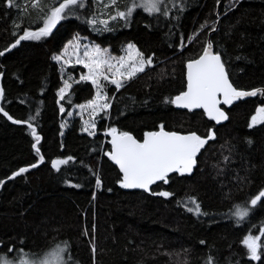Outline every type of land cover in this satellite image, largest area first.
Listing matches in <instances>:
<instances>
[{"label":"trees","instance_id":"trees-1","mask_svg":"<svg viewBox=\"0 0 264 264\" xmlns=\"http://www.w3.org/2000/svg\"><path fill=\"white\" fill-rule=\"evenodd\" d=\"M60 2L16 0L9 7L0 0V108L13 120L35 117L30 122L44 157L9 179L19 168L38 163L39 155L27 124L0 113V256L38 258L59 245L66 246L64 264H207L209 258L213 264H264V252L260 260H250L242 244L264 228V203L250 205L264 189V123L248 126L256 108L264 107V94L223 106L228 119L219 125L201 110H179L165 102L184 90V64L202 52L207 38L235 88L264 89V0H168L167 15L137 8L127 20L100 30L87 20L124 11L130 0H115L108 13L98 0H83L84 7L48 37L11 47L24 29L42 27L44 14ZM75 36L115 55L134 44L152 57V65L119 91L107 85L111 107L95 116L92 135L82 132L77 115L61 128L64 114L95 93L90 82L81 81L72 82L66 99L57 94L63 78L52 57ZM68 71L78 79L84 69L70 65ZM161 125L202 138L211 129L215 138L200 150L191 174L170 173L168 182L153 184L150 193L123 189L120 172L106 157L107 130L141 140L145 131ZM68 157L73 159L59 171L51 167V160ZM161 191L171 195L154 194ZM191 198L199 214L188 211L195 208ZM236 205L250 209L243 221L232 215Z\"/></svg>","mask_w":264,"mask_h":264},{"label":"snow or ice","instance_id":"snow-or-ice-1","mask_svg":"<svg viewBox=\"0 0 264 264\" xmlns=\"http://www.w3.org/2000/svg\"><path fill=\"white\" fill-rule=\"evenodd\" d=\"M167 2L168 0H131V3L126 5L125 11H118L116 16L111 17V19L119 17L127 20L137 8L143 9L149 15L156 13L167 15L168 9L165 7ZM7 3L9 7L16 6V0H7ZM113 3H115V0H113ZM33 6L35 7L36 4L34 3ZM83 7V0H62L58 6H53L44 14L42 27H39L37 30L24 29L11 47H16L21 41H39L44 37H48L61 20L72 15L76 8ZM87 23L93 26L97 23L107 25L108 21H97V19L93 18L87 20ZM204 27L205 25L201 26L202 29ZM73 39L76 43L73 44L70 41L69 44L65 45L64 52L54 55L52 59L58 62L63 60L64 65H71V57L68 59H64V57L67 55L70 47L74 50L75 64L81 65L87 70L86 73L80 75L79 81L75 82H90L95 89V95L86 104H81L77 107L82 110L90 109L93 117L98 116L100 113H106L111 107L112 98L109 97L106 91L108 84L114 85L116 91H119L124 87L125 81L131 80L138 73L144 72L146 66L152 65V57H145L134 44L127 45L126 55L113 57L106 48H101L95 44L91 46L87 44L81 45L78 37H74ZM81 48H83L82 55L80 54ZM8 50L10 49H5V51ZM2 55H4V52H0V56ZM186 68V90L181 91L171 99H166L165 102L189 110L203 109L206 115L217 123L228 119L226 113L219 107L222 103L231 105L234 100L264 94V89L243 91L233 87L229 81L221 55L212 50L211 43H206L203 46L202 54L198 58L189 61ZM61 71L63 73L64 69L62 68ZM70 81H72L70 75L67 79L63 80V86L59 88L57 93L60 100L66 99V93L72 88ZM0 96H2V90H0ZM221 96L223 97L222 100L220 99ZM60 111L63 113L64 108L61 107ZM0 113L7 116L13 123L27 124L35 141L32 144V148L39 155L40 149L38 145L41 138L37 134L36 128L30 122L35 117H30L29 121H18L13 120L3 108H0ZM37 115H39V112H37ZM68 115L71 116L72 113L69 112ZM257 123H264V107L256 108V115L251 117V122L248 126L251 128ZM95 127V119H91L84 122L83 130L88 132L89 128L95 129ZM89 134H94V132H89ZM107 134L112 137L110 141L112 147L106 155L119 166L120 173H122V178L119 181L120 186L126 189H143L145 191H149L150 185L155 184L157 181L167 183L170 173L191 174L193 167L196 165L198 153L208 140L215 138V133L211 129L207 137L202 138L195 132L179 134L174 131H165L163 125L160 126L159 131L146 132L142 142L128 132H118L116 128H109ZM72 159V157L53 159L51 160V167L59 171L61 165L67 164ZM43 161L44 157L39 155L38 163H33L29 167L19 168L18 171L12 173L9 179L29 171V168L37 167ZM2 183L3 181H0V184ZM100 184L101 180L97 176V187ZM154 194L162 197L171 195L166 191ZM258 202L264 203V189L260 190L250 200V205L255 207ZM190 203L194 204L195 208L189 207L188 211H194L199 214L200 206L195 198H191ZM249 211L248 206L236 205L232 215L237 217L238 220L243 221L249 215ZM259 231L261 235L249 234L242 241V244L247 249L249 259L253 261L260 260L261 254L264 252V240H262L264 228L259 229ZM9 251L15 252L16 249L10 248ZM65 251L66 246L60 247L57 245L51 251L35 260L25 259L21 256L19 264H64L63 253ZM92 251L95 252L94 247ZM0 264H16V262L8 259L7 256H0ZM207 264H213L211 258H209Z\"/></svg>","mask_w":264,"mask_h":264},{"label":"rangeland","instance_id":"rangeland-1","mask_svg":"<svg viewBox=\"0 0 264 264\" xmlns=\"http://www.w3.org/2000/svg\"><path fill=\"white\" fill-rule=\"evenodd\" d=\"M112 2H113V0H98V5H100L101 7H102V9L103 10H105V12L106 13H108V11H110L109 9H108V6L110 5V4H112ZM130 3H131V0H130ZM126 10V9H125ZM124 10V11H125ZM119 10H117L116 12H114L113 14H111V16L110 17H105V15H100L99 17H98V19H97V21H99V20H107L108 21V23L109 22H111V21H123V19H121V18H119V17H117L116 19H111V17H113V16H116V14H117V12H118ZM107 23V24H108ZM104 27H107V25H104V24H100V23H97L95 26H93V28L95 29V30H100L101 28H104ZM75 37H78V39H79V42H80V44L81 45H84V44H87V45H89V46H91V45H93V44H95V45H99V44H97V43H95L94 41H92V40H90L89 38H87V37H85V36H75ZM71 42H73V44L74 43H76V41H74V39H71L70 40ZM69 41V42H70ZM69 42L67 43V44H69ZM66 44V45H67ZM128 45V44H127ZM127 45H125L124 47H123V49L121 50V52L118 54V55H115V54H113V53H111L110 52V50H108L109 51V53L111 54V56H113V57H119V56H124V55H126V49H127ZM100 46V45H99ZM101 48H103L102 46H100ZM64 50H65V48H64ZM64 50L62 51V52H64ZM61 52V53H62ZM73 52H74V50L70 47L69 49H68V52H67V55L64 57V59H68L69 57H71V65H76L75 64V56H74V54H73ZM82 52H83V48H81L80 49V54L82 55ZM60 53V54H61ZM59 55V54H58ZM55 61V60H54ZM57 64H58V66H59V69H60V72H61V75H62V78H63V80L64 79H67V77L70 75L71 77H72V81H70L71 83L72 82H75V81H79V78H80V76L78 77V79H75L71 74H70V72L68 71V67L70 66V65H64L63 64V60L62 61H55ZM79 66H81V65H79ZM82 67V66H81ZM64 69V71H63V73H62V71H61V69ZM84 69V68H83ZM86 69H84V72L83 73H86ZM82 74V73H81ZM80 74V75H81ZM139 74V73H138ZM137 74V75H138ZM136 75V76H137ZM126 82V81H125ZM124 82V83H125ZM114 86V85H113ZM115 87V86H114ZM94 95H95V93H94ZM87 102H85V103H83V104H86ZM79 105H81V104H79ZM78 105H74L72 108H71V110L69 111V112H71L72 113V115L71 116H69L68 115V113H65L64 114V116H63V118L61 119V128H62V130H64L65 128H66V126H67V124H68V121L70 120V119H72L73 118V116H75V115H77V116H79L80 117V119H81V130H82V132H84V133H87V134H89V132H95V129H91V128H89V131L88 132H86V131H84L83 130V128H84V122L85 121H89V120H91V119H95V117H93L92 116V114H91V110L89 109V110H82V109H80L79 107H77ZM61 109V108H60ZM254 115H256V113L254 114ZM253 116V115H252ZM250 122H251V119H250ZM62 125H63V127H62ZM89 135H92V134H89ZM52 250V249H51ZM51 250H49V251H51ZM48 251V252H49ZM47 253V252H46ZM25 259H32V260H35V259H38V258H34V257H30V256H28V255H22ZM21 257V256H20ZM9 259V258H8ZM10 260H12V259H10ZM15 262H16V264H19V258L18 259H16V260H14Z\"/></svg>","mask_w":264,"mask_h":264},{"label":"water","instance_id":"water-1","mask_svg":"<svg viewBox=\"0 0 264 264\" xmlns=\"http://www.w3.org/2000/svg\"><path fill=\"white\" fill-rule=\"evenodd\" d=\"M206 43H211L209 38H207ZM212 50H213V46H212ZM213 51H214V50H213ZM200 54H202V52H201ZM200 54H199V55H200ZM199 55H198L196 58H198ZM196 58H194V59H196ZM191 60H192V59H191ZM191 60L186 61L185 64H184V80H185V87H184V90H186V85H187V79H186V76H187V68H186V65H187V63H188L189 61H191ZM229 81H230V79H229ZM230 83H231V81H230ZM232 85H233V84H232ZM233 87H234V86H233ZM236 89H237V88H236ZM184 90H183V91H184ZM238 90H240V89H238ZM252 90H254V89H252ZM243 91H251V90H243ZM178 94H179V93H178ZM178 94H176V95H178ZM176 95H175V96H176ZM246 98H248V97H244V98H241V99H238V100H244V99H246ZM220 99L222 100L223 97L221 96ZM238 100H234L232 104L236 103ZM232 104H231V105H232ZM231 105H225V104L222 103L221 105H219V107L225 112V110L223 109V106H225V107H229V106H231ZM174 107H175L176 109H179V110H189V109H185V108L177 107L176 105H174ZM193 110H201V111L204 113L205 117H206L207 119L213 121L215 125L222 124V123H224V122L226 121V120H222L220 123H217L216 121L210 119V118L206 115V113L204 112L203 109H193ZM225 113H226V112H225ZM226 115H227V113H226ZM159 129H160V128H159ZM159 129H157V130L145 131L144 134H145L146 132L159 131ZM164 130H165V131H169V130H166V129H164ZM107 131H108V130H107ZM170 132H173V131H170ZM174 132H177V133H179V134H189V133H192L193 131H188V132H178V131H174ZM128 133H129V132H128ZM130 134H131V133H130ZM144 134H143V136H142V139L139 140V141H141V142L143 141ZM132 135H133V134H132ZM106 136H107V142L109 143V151H110V150H111V147H112V145H111V143H110L112 137H111L110 135H108L107 132H106ZM133 136H134V135H133ZM134 138H136V137L134 136ZM136 139H137V138H136ZM137 140H138V139H137ZM109 151H108V152H109ZM198 154H199V153H198ZM106 157L108 158L109 161H111V162L117 167L118 171L120 172V170H119V166L116 165L115 162L112 161V160L109 158L108 155H106ZM120 174H121V178H122V173H120ZM157 182H159V181H157ZM157 182H156V183H157ZM151 186H152V185H150V187H151ZM122 188H123V187H122ZM123 189H125V190H141V191H143V192H145V193H150V190H149V191H145V190H143V189H126V188H123Z\"/></svg>","mask_w":264,"mask_h":264}]
</instances>
